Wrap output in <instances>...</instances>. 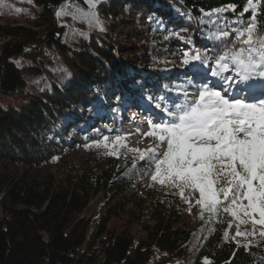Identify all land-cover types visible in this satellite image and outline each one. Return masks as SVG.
Instances as JSON below:
<instances>
[{
    "label": "trees",
    "instance_id": "trees-1",
    "mask_svg": "<svg viewBox=\"0 0 264 264\" xmlns=\"http://www.w3.org/2000/svg\"><path fill=\"white\" fill-rule=\"evenodd\" d=\"M230 4L236 12L208 15ZM0 5L3 15L26 23L0 26L10 37L0 47V264H264V236L238 245L233 216L202 210L198 192L190 203L198 225L190 229L177 209L179 190L151 179L146 151L132 159L121 143H108L111 118L123 117L128 105L186 92L183 44L210 57L221 52L224 44L211 37L250 22L251 11L239 16L246 0H98L99 26L78 22L79 13L57 15L65 6L89 12L86 0ZM256 16L264 31V0ZM234 39L232 33L225 43ZM75 144L92 161L57 171ZM139 180L164 189L136 239L130 227L113 230L111 221L129 211L125 201ZM103 189L119 196L93 220L84 211Z\"/></svg>",
    "mask_w": 264,
    "mask_h": 264
},
{
    "label": "snow or ice",
    "instance_id": "snow-or-ice-1",
    "mask_svg": "<svg viewBox=\"0 0 264 264\" xmlns=\"http://www.w3.org/2000/svg\"><path fill=\"white\" fill-rule=\"evenodd\" d=\"M97 2L86 0L89 12L79 8L67 12L65 6L57 15L76 18L79 13L80 18L99 26L94 12ZM236 8L230 4L208 15L236 12ZM260 8L255 0H246L239 16L251 11L250 22L239 21L237 27L226 26L211 37L224 44L221 52L211 57L199 51L186 54L183 63H191L202 83H193L196 93L189 97L185 92L182 103L171 97L159 98L156 107L167 118L149 121L147 135L166 148L162 153L150 148L146 154L154 165L151 179L177 188L185 201L191 203L192 194L198 192L195 202L202 210L216 213L222 209L233 217L243 212L253 223L264 226V31L256 23ZM232 33L235 39L225 43ZM209 75L219 79L209 83ZM237 83L241 86L232 88ZM144 157L141 153V159ZM241 235L247 233L236 232ZM259 235L264 236V231ZM204 264L211 261L205 258Z\"/></svg>",
    "mask_w": 264,
    "mask_h": 264
},
{
    "label": "rangeland",
    "instance_id": "rangeland-1",
    "mask_svg": "<svg viewBox=\"0 0 264 264\" xmlns=\"http://www.w3.org/2000/svg\"><path fill=\"white\" fill-rule=\"evenodd\" d=\"M255 2L260 3V5L262 4V0H255ZM30 6H32V4H30ZM4 8V6L0 5V15H2L0 16L1 27L12 26L16 24H26L25 22H21L17 18H14V16L3 15ZM176 14L177 16L175 17L178 18L180 16L179 9H176ZM77 20H79L78 22H82L83 20L87 21L88 19L80 18L79 16ZM9 39L10 37L6 36L5 32L0 29V47ZM183 45L184 48L187 47L189 49L183 53L182 59L184 61L186 58V54H193L196 48L192 42L184 43ZM183 68L186 70V72H184L185 74L193 71L191 63H183ZM138 73H143L142 75L148 79H157L156 76H154L155 74L146 69L140 68L138 70ZM170 74L172 73L170 72ZM223 75L226 74L223 73ZM210 78H216L215 81L219 79L218 77H212L209 75L208 79ZM195 82L196 81H192V84ZM195 84H200V82H196ZM238 86L241 85H239L238 83L233 84L232 88ZM224 87L228 88L229 85L224 84ZM196 90L197 89L195 87L190 86L189 92L195 94ZM128 96H130L131 98L132 95L129 94ZM131 100L136 101L135 97H133ZM139 101L141 102V104L139 105L143 110L139 109V107H136L135 105V107L132 105H128V107L130 106L133 109L128 111L129 108H126L127 110L124 108L122 110L123 117L117 119V117L115 116V119L111 118L109 130L110 138L108 140V143H110L111 145L121 143L122 146L128 150L129 154H131L132 159L140 157L141 153H144L147 149L158 148L159 150L163 147V145H160L159 141L154 136L147 134L151 131L149 121L155 122L156 120L167 118V116L163 114V112L158 109L156 105L154 106V104H152L151 102H143L142 99H139ZM169 104L170 101L168 102V105ZM117 137H119L120 139L117 140ZM62 157L63 158H61V160L57 161L58 164L55 165L57 171H61V169H63L62 165H65V167H67L69 164L84 166L90 164L93 159L89 150L78 144H75L73 148L65 151V154ZM163 189L164 188H160L158 186H151L144 181H137L129 191V198L127 197L125 201V206L127 207V209H129V211L125 212V214L114 217L111 221V228L113 230L119 231L123 228L130 227L136 239L142 237L144 235L142 223L150 217L152 209L156 206V200L158 196H161L160 190L162 191ZM157 194L160 195L157 196ZM173 194L174 196L178 195L177 193ZM115 196H119V194H117L115 191H107L106 189H103L101 192L94 195L87 210H85L84 213L93 220H97L98 218H100L102 212L105 210V207L109 204V202H113ZM177 199V209H179L181 213V222L190 229L194 230L198 225V214L193 209L191 204L185 201L181 196H177ZM243 203L247 204V201L245 200L243 201ZM255 219H259L258 214L255 215ZM232 222L236 225L237 231H240L241 233H247V235L235 236V240L238 245H245L246 247H250L251 245L256 243L257 240L263 237L260 236L259 233L261 231H264V226L253 223V219L246 216L243 212H240L238 217H233Z\"/></svg>",
    "mask_w": 264,
    "mask_h": 264
},
{
    "label": "bare ground",
    "instance_id": "bare-ground-1",
    "mask_svg": "<svg viewBox=\"0 0 264 264\" xmlns=\"http://www.w3.org/2000/svg\"><path fill=\"white\" fill-rule=\"evenodd\" d=\"M189 75H195V79L197 80V77H196V74H195L194 71L189 72ZM135 105H136V107H139V109L143 110L139 104H136V103H135ZM132 109H133V108H131V107L129 106V110H132Z\"/></svg>",
    "mask_w": 264,
    "mask_h": 264
}]
</instances>
